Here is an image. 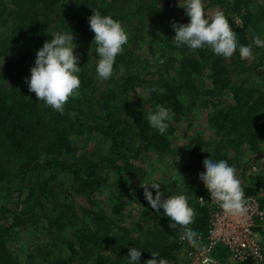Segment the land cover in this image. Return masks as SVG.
Segmentation results:
<instances>
[{
	"label": "trees",
	"instance_id": "trees-1",
	"mask_svg": "<svg viewBox=\"0 0 264 264\" xmlns=\"http://www.w3.org/2000/svg\"><path fill=\"white\" fill-rule=\"evenodd\" d=\"M115 1L0 0V264H31L20 260L9 241L18 227L38 223L61 244L56 257L35 264H128L131 247L141 251L139 264L153 252L168 264H185L183 253L190 244L179 240V230L169 227L162 208L152 209L142 185L158 183L164 198L186 196L196 212L191 227L204 235L207 208L197 197L210 194L199 179L203 161L223 159L237 169L245 164L242 155L264 147V58L263 49L253 44L254 37L264 35V9L252 8V0H209L210 7H221L238 45H252L251 59H241L237 48L225 60L207 47L193 52L174 44L172 23L190 19L176 0H131L128 9ZM94 10L121 22L129 37L108 80L96 75L98 55L89 26ZM235 15L240 25H233ZM70 31L80 56V96L70 98L60 114L29 91L26 78L44 42ZM138 41L151 51L161 48V55L169 53L165 67L174 73L157 70L151 79L139 77L131 49ZM117 70L123 73L117 76ZM152 87L164 91L150 92ZM140 89L144 98H133ZM157 105L172 115L164 135L147 121ZM197 107L206 110L209 135L189 136L188 159L174 177L149 178L143 158L174 152L172 135L185 120L192 124L190 113ZM96 136L102 147L84 146L79 152L80 140ZM255 183L264 186L261 180ZM107 185L110 200L102 201L97 193L108 191ZM242 187L246 194L257 192L253 184ZM149 189L155 197V189ZM258 230L264 247V228ZM214 256L217 264L229 263L222 245L214 248Z\"/></svg>",
	"mask_w": 264,
	"mask_h": 264
},
{
	"label": "clouds",
	"instance_id": "clouds-1",
	"mask_svg": "<svg viewBox=\"0 0 264 264\" xmlns=\"http://www.w3.org/2000/svg\"><path fill=\"white\" fill-rule=\"evenodd\" d=\"M178 6L185 10L190 19L186 24L172 23L175 31L174 44L177 47L187 46L193 52L207 47L214 55L225 60L230 59L238 48L241 59L252 58V45H238L237 34L222 11H216L211 17H207L203 0H178ZM89 26L94 33L95 53L99 56L96 75L99 79L108 80L113 75L116 57L128 43V34L121 22L111 16H102L97 10L89 17ZM253 44L264 48V39L254 37ZM76 46L71 31L55 34L37 50L30 78H26L29 91L60 114H64L65 105L70 98L80 96L81 80L78 73L81 67L80 56L74 52ZM149 91L163 93L164 89L152 87ZM69 115L75 117L76 113L71 112ZM171 118L170 110L161 105L156 106L155 112L147 114L149 125L161 135L167 132ZM44 159L42 154V163ZM203 165L205 171L199 175V179L208 190L210 200L229 216H243L247 211V200L241 181L236 176V168L223 159L214 161L208 158L203 161ZM149 185L155 189V197ZM142 186L147 202L156 212L163 209L164 215L170 218L169 227L179 230L180 240H186L192 247L200 249L201 242L197 238V232L191 227L195 222L196 212L189 206L187 197L179 194L164 198L160 185L154 182ZM200 199L203 201L202 197ZM151 254L152 258L146 264H168L166 259L160 258L159 253ZM127 257L128 264H139L141 251L131 247ZM205 264L209 262L206 260Z\"/></svg>",
	"mask_w": 264,
	"mask_h": 264
},
{
	"label": "rangeland",
	"instance_id": "rangeland-1",
	"mask_svg": "<svg viewBox=\"0 0 264 264\" xmlns=\"http://www.w3.org/2000/svg\"><path fill=\"white\" fill-rule=\"evenodd\" d=\"M176 1L178 2V0ZM203 2L206 7L205 12L207 17H211L216 11L222 10L218 5H213L210 7L209 0H203ZM115 5H119L124 9H128L133 5V1L116 0ZM251 6L255 10H262L264 9V0H252ZM235 17L239 16H233V25L237 26L239 24L236 22ZM151 21L152 22L150 25L154 26L152 24L153 20ZM261 39H264V35L261 37ZM137 43L138 45L136 47H131V49L138 58L137 61L139 66H133V69L135 72H137L139 77L144 76L147 79H151L152 77L156 76L157 70H161V72L165 75L174 73V70L171 68L167 70L165 67V65L168 66L170 63L169 53L161 55V48H154L151 51L148 49L144 41H138ZM261 49H263L261 52L262 57L264 58V48ZM98 60L99 56L97 57L96 61ZM122 71L117 70L115 73L117 76H120L123 73ZM202 82L203 84L206 83V79L203 78ZM138 88L140 87L138 86ZM142 93H144V90L140 89L137 93L138 95H133V98H144ZM206 116L205 109L200 107L195 108L190 113V120L192 121V124L189 125L188 120H185L183 126L178 128V130L172 135V144L176 148L174 152L168 153L162 158L157 157L154 153H149L147 157L143 158L141 163L142 166L148 171L149 178H159L164 176L168 179L169 177H174L176 173H179V165L188 159V155L185 153L186 143L189 140V136L199 133L202 135V137L206 138L210 133V130L206 126ZM187 128L188 131H186ZM98 139L99 137L96 136L91 137L87 142L80 140L78 143L79 152H82L85 149L84 146L88 149H92L93 147H102V144L98 141ZM246 153L247 154L242 155L241 158L242 162L245 161L243 162L245 164H241V166L237 167L236 176H239L240 178L242 177L240 175L242 173L244 175L242 178V185L253 184L254 188L257 190L256 194L259 197L264 198V186L261 187L255 183L257 180L264 182V147L260 151ZM107 190L108 191L105 189V191L97 193L98 197L102 201L110 200V196L108 197L109 185H107ZM135 205L136 204L130 205L128 208H133ZM133 213H135V210H133ZM65 237H68V235H65ZM48 241L49 245L47 244ZM9 244L11 248L19 255L22 262L28 261L31 264H35L44 260L45 258L53 259L56 257L55 255H58L59 253V249H57V247L59 244H61V240L59 238L56 240L53 236L49 235L47 230L43 227V224L38 223L35 226L31 224H25L24 226L18 227L14 236L10 238ZM236 263V261H233L229 258V263L227 264Z\"/></svg>",
	"mask_w": 264,
	"mask_h": 264
},
{
	"label": "built area",
	"instance_id": "built-area-1",
	"mask_svg": "<svg viewBox=\"0 0 264 264\" xmlns=\"http://www.w3.org/2000/svg\"><path fill=\"white\" fill-rule=\"evenodd\" d=\"M235 20L239 25L241 24L240 17H235ZM245 198L246 213L240 217H233L225 214L210 200L209 195H198V203L207 208L208 224L204 235L197 232L201 248L196 249L190 245L184 251L185 264H205L206 260L209 264H216L214 248L217 245L224 246L233 261L243 262L251 259L255 264L264 262V247L258 230L264 228V201L262 202L257 194L245 193Z\"/></svg>",
	"mask_w": 264,
	"mask_h": 264
}]
</instances>
